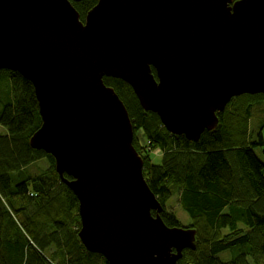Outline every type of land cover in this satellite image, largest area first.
<instances>
[{
	"label": "water",
	"instance_id": "obj_1",
	"mask_svg": "<svg viewBox=\"0 0 264 264\" xmlns=\"http://www.w3.org/2000/svg\"><path fill=\"white\" fill-rule=\"evenodd\" d=\"M79 1L0 0V69L34 87L41 125L29 144L75 194L85 249L108 264H179L196 231L163 221L103 77L196 141L233 97L264 94V0H98L83 21Z\"/></svg>",
	"mask_w": 264,
	"mask_h": 264
},
{
	"label": "trees",
	"instance_id": "obj_2",
	"mask_svg": "<svg viewBox=\"0 0 264 264\" xmlns=\"http://www.w3.org/2000/svg\"><path fill=\"white\" fill-rule=\"evenodd\" d=\"M97 1L72 2L81 21ZM152 73L156 77L154 68ZM103 82L127 109L144 178L164 206L163 221L196 231L195 249H185L179 264H250L248 258L264 264V161L255 151L264 139L260 130L253 136L250 131L251 115L262 101L256 100H264V94L233 97L216 113V127L194 141L169 132L123 80L104 76ZM4 114L0 264H108L80 242L78 200L57 173L54 158L30 146L41 125L38 101L32 83L9 69H0V116ZM153 151L159 152L156 161ZM41 160L44 169L31 171ZM173 197L190 220L186 226L165 207Z\"/></svg>",
	"mask_w": 264,
	"mask_h": 264
},
{
	"label": "rangeland",
	"instance_id": "obj_3",
	"mask_svg": "<svg viewBox=\"0 0 264 264\" xmlns=\"http://www.w3.org/2000/svg\"><path fill=\"white\" fill-rule=\"evenodd\" d=\"M263 97L257 99L258 100H262L261 103L256 106L254 108V111L251 115V119H250V131H251V136L255 135L259 130L261 132V134L263 135V139H264V100L262 99ZM6 119V114H4L3 116H0V131H4L5 129L1 126L2 125V121H4ZM134 131V130H133ZM138 138H139V142L142 144L144 142V138L141 136L140 133L137 134ZM264 145L262 147H258L255 149L256 154L258 155L259 158H261L264 161ZM159 154V152L157 151H153V153L151 154L152 157H154V161H156L158 158L156 157ZM46 165L44 160H41L39 162H36L33 166L30 167L31 171H36V169L42 170L44 169V166ZM165 207H167L170 211H173L175 213V215L177 216V218L180 220V222L183 225H187L190 220L187 216V214L179 207L178 203L176 202L175 198H171L167 204L165 205ZM57 227H59V225H56ZM228 252H224L221 253L220 256L224 259L225 258V254H227ZM228 255V254H227ZM248 262L250 264H261V263H256L252 258H248Z\"/></svg>",
	"mask_w": 264,
	"mask_h": 264
},
{
	"label": "bare ground",
	"instance_id": "obj_4",
	"mask_svg": "<svg viewBox=\"0 0 264 264\" xmlns=\"http://www.w3.org/2000/svg\"><path fill=\"white\" fill-rule=\"evenodd\" d=\"M190 228V227H189Z\"/></svg>",
	"mask_w": 264,
	"mask_h": 264
}]
</instances>
